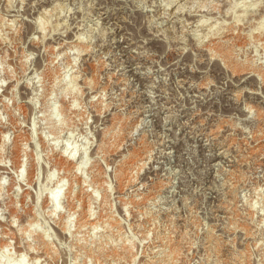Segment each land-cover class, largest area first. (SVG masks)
I'll return each mask as SVG.
<instances>
[{
	"label": "rangeland",
	"instance_id": "rangeland-1",
	"mask_svg": "<svg viewBox=\"0 0 264 264\" xmlns=\"http://www.w3.org/2000/svg\"><path fill=\"white\" fill-rule=\"evenodd\" d=\"M20 261L264 264V0H0Z\"/></svg>",
	"mask_w": 264,
	"mask_h": 264
},
{
	"label": "bare ground",
	"instance_id": "bare-ground-1",
	"mask_svg": "<svg viewBox=\"0 0 264 264\" xmlns=\"http://www.w3.org/2000/svg\"><path fill=\"white\" fill-rule=\"evenodd\" d=\"M74 156H75V154L69 155V159L73 160ZM82 165H83V162H80L79 165H78V169H80L82 167ZM51 202L56 207L57 202H58V194H53V196L51 198ZM19 264H22V261H20Z\"/></svg>",
	"mask_w": 264,
	"mask_h": 264
}]
</instances>
